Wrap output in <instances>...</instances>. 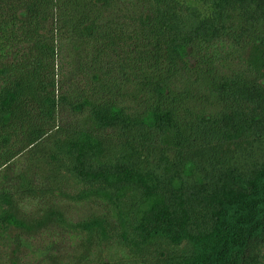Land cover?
I'll return each instance as SVG.
<instances>
[{
    "label": "trees",
    "instance_id": "1",
    "mask_svg": "<svg viewBox=\"0 0 264 264\" xmlns=\"http://www.w3.org/2000/svg\"><path fill=\"white\" fill-rule=\"evenodd\" d=\"M0 264H264V0H0Z\"/></svg>",
    "mask_w": 264,
    "mask_h": 264
}]
</instances>
